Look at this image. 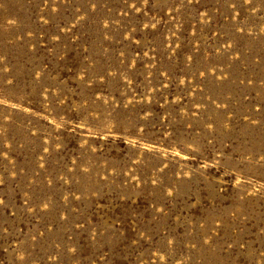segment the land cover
<instances>
[{
	"label": "rangeland",
	"instance_id": "1",
	"mask_svg": "<svg viewBox=\"0 0 264 264\" xmlns=\"http://www.w3.org/2000/svg\"><path fill=\"white\" fill-rule=\"evenodd\" d=\"M0 264H264V0H0Z\"/></svg>",
	"mask_w": 264,
	"mask_h": 264
}]
</instances>
